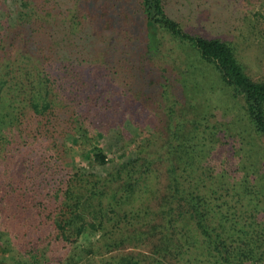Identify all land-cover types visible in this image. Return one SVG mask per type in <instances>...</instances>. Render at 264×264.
I'll use <instances>...</instances> for the list:
<instances>
[{"label":"trees","instance_id":"16d2710c","mask_svg":"<svg viewBox=\"0 0 264 264\" xmlns=\"http://www.w3.org/2000/svg\"><path fill=\"white\" fill-rule=\"evenodd\" d=\"M168 5L0 0V264H264V80Z\"/></svg>","mask_w":264,"mask_h":264},{"label":"rangeland","instance_id":"374dc122","mask_svg":"<svg viewBox=\"0 0 264 264\" xmlns=\"http://www.w3.org/2000/svg\"><path fill=\"white\" fill-rule=\"evenodd\" d=\"M168 4L186 29L234 42L249 75L264 80V0H168ZM227 104L219 102L223 108ZM258 142L264 149V137Z\"/></svg>","mask_w":264,"mask_h":264}]
</instances>
